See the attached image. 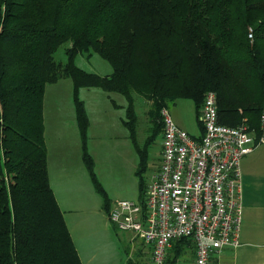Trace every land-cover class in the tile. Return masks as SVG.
Segmentation results:
<instances>
[{
  "label": "trees",
  "instance_id": "1",
  "mask_svg": "<svg viewBox=\"0 0 264 264\" xmlns=\"http://www.w3.org/2000/svg\"><path fill=\"white\" fill-rule=\"evenodd\" d=\"M62 44L64 63L54 58ZM93 53L109 74L75 64ZM62 78L72 81L82 160L108 213L85 148L89 118L79 90L125 99L123 124L139 153L135 95L150 103L151 118L168 99H191L197 110L213 91L220 123H245L264 136V0H0V264H82L47 170L43 98ZM161 130L152 126V137ZM144 189L140 181L138 200Z\"/></svg>",
  "mask_w": 264,
  "mask_h": 264
},
{
  "label": "built area",
  "instance_id": "2",
  "mask_svg": "<svg viewBox=\"0 0 264 264\" xmlns=\"http://www.w3.org/2000/svg\"><path fill=\"white\" fill-rule=\"evenodd\" d=\"M159 115V166L142 199L114 201L108 218L118 230L151 246L153 264H166L167 249L179 239L193 242V264H220L215 256L221 249L240 245V161L264 136L245 123H220L213 91L204 96L198 134L181 128L167 107ZM259 123L264 132V91Z\"/></svg>",
  "mask_w": 264,
  "mask_h": 264
},
{
  "label": "rangeland",
  "instance_id": "3",
  "mask_svg": "<svg viewBox=\"0 0 264 264\" xmlns=\"http://www.w3.org/2000/svg\"><path fill=\"white\" fill-rule=\"evenodd\" d=\"M64 45L65 44L59 46L54 52V58L63 63L67 59ZM74 61L77 66L99 75H106L111 72L110 65L97 53H93L89 57L84 54H78ZM58 84L59 89L53 90L50 89L54 87V84L46 85L47 92L43 106V108L45 107L44 112L47 128L45 133H48L52 141L56 139L57 122L68 123L65 128L68 132L67 136L72 137V131H74L73 119H71L74 116V106L68 99L69 94L72 93V88H70L71 82L69 78H62L59 80ZM172 86L174 89L181 88V79L174 81ZM79 97L84 101L89 118L85 148L88 154L93 158V171L96 179L113 201L118 199L137 201L140 181L143 183L144 187H146L154 170L159 166L161 133L152 137L151 130L152 126L156 128L162 126L159 115V108L161 109L162 106L157 108L150 118L148 114L150 103L141 96H133V106L136 114V134L134 137L135 144L140 150L139 153L133 141L125 137V134L128 132L122 124V118H124L125 115V99L120 94L106 92L98 87H90L81 88L79 90ZM112 103L120 104V106L114 108ZM202 103L196 110L195 103L191 99L178 98L166 100L163 106H167L174 121L181 128L190 134H198L200 123L198 117L201 113ZM52 130L54 131L53 134H51ZM256 148L260 151L264 149V144ZM80 154L82 158L81 151ZM141 156L144 158V169L140 165ZM82 164L88 175V180L93 186L92 188L100 194L94 186L87 167L84 163ZM243 185L244 182L242 180V193ZM87 216H90L88 212L73 211L72 217L75 236L78 238H85L98 232V240L102 242L99 243L102 246L105 245L107 251V255L102 259V263L126 264L125 244H123L122 239L123 237H127V232L115 228L106 216H104L102 222L98 220V225L87 224L86 220H83L86 219ZM243 227L244 213L241 205L240 231ZM109 241H112L111 243H116V246L118 245L117 247H120V256L112 255L109 248ZM135 241L141 240L136 239ZM181 245L182 248L185 249L194 246L192 241H183ZM145 249H147V247H145ZM144 253L146 254L144 259L146 263L153 264L152 261L150 262L148 252L144 251ZM131 256V262L133 264H142L137 257H134L132 254ZM180 260L182 262L190 261L188 253L185 252L181 255Z\"/></svg>",
  "mask_w": 264,
  "mask_h": 264
},
{
  "label": "crops",
  "instance_id": "4",
  "mask_svg": "<svg viewBox=\"0 0 264 264\" xmlns=\"http://www.w3.org/2000/svg\"><path fill=\"white\" fill-rule=\"evenodd\" d=\"M58 82L59 80L51 83L54 84V87H51L50 90L59 89ZM70 82V88L73 91L72 81L70 80ZM46 92L47 89L45 87L43 106ZM68 99L73 105L72 93L69 94ZM112 105L114 108L120 106L117 103H112ZM44 109L45 107L43 108L44 139L47 150V170L50 187L63 212L66 225L70 231L82 264H103L102 259L107 255V251L105 245L102 246L99 243L101 241L98 240V232L85 238H78L74 234L73 211L88 212L90 216H87L83 220H86V223L91 225H98V220L102 222L104 216L108 218V213L103 208V199L92 188L93 186L88 180V175L82 164L80 154L81 140L76 124L75 112L73 111L74 116L71 118L74 124L72 137L67 136L68 132L65 128L68 123L57 122L56 139L52 141L48 133H45L47 128ZM53 133L54 131L52 130L51 134ZM125 137L129 139L128 132L125 134ZM261 144H264V142L258 146ZM241 165V178L244 182L241 198L244 213V227L240 231V245L232 248H223L215 257L220 264H264V149L258 151L255 148L243 157ZM107 197L109 201L108 207L110 209L116 200L113 201L109 195ZM136 239L138 238L131 232H127V237H123L122 239L123 244H125L126 264H133L131 262V254L137 257L142 264H147L144 260L146 255L144 251L148 252L151 262V246L145 244L142 240L135 241ZM111 242L109 241V248L112 255L120 256V247H117L118 245L116 246V243ZM185 252L188 253L190 258L188 262H182L180 260L181 255ZM194 256V246L185 249L182 248L181 242L174 241L167 249L166 264H193Z\"/></svg>",
  "mask_w": 264,
  "mask_h": 264
},
{
  "label": "clouds",
  "instance_id": "5",
  "mask_svg": "<svg viewBox=\"0 0 264 264\" xmlns=\"http://www.w3.org/2000/svg\"><path fill=\"white\" fill-rule=\"evenodd\" d=\"M200 126V125H199Z\"/></svg>",
  "mask_w": 264,
  "mask_h": 264
}]
</instances>
